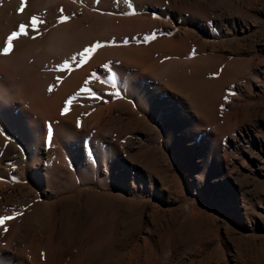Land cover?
<instances>
[{
    "label": "rangeland",
    "instance_id": "1",
    "mask_svg": "<svg viewBox=\"0 0 264 264\" xmlns=\"http://www.w3.org/2000/svg\"><path fill=\"white\" fill-rule=\"evenodd\" d=\"M21 6L0 0V264H264V0Z\"/></svg>",
    "mask_w": 264,
    "mask_h": 264
},
{
    "label": "snow or ice",
    "instance_id": "2",
    "mask_svg": "<svg viewBox=\"0 0 264 264\" xmlns=\"http://www.w3.org/2000/svg\"><path fill=\"white\" fill-rule=\"evenodd\" d=\"M20 11H23V0H22V6H21ZM32 24L33 25L36 24L35 17L32 18ZM19 30H20L21 33H24V31H25L24 25H21ZM15 39H16V34L15 33H13L11 36L8 37V42L9 43H8V46L4 48V53H7L11 49V42L13 40H15ZM89 51H91V49H86L85 52L82 53V55L85 57V60L87 59V55H88V52ZM73 59H75V58H73ZM66 67H67V64H65V68ZM65 111H67V109ZM14 218L15 217H13V216H3V217H0V225H3L6 221L12 220Z\"/></svg>",
    "mask_w": 264,
    "mask_h": 264
}]
</instances>
